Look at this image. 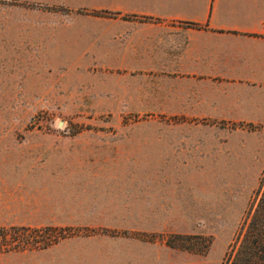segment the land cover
<instances>
[{"label":"rangeland","instance_id":"374dc122","mask_svg":"<svg viewBox=\"0 0 264 264\" xmlns=\"http://www.w3.org/2000/svg\"><path fill=\"white\" fill-rule=\"evenodd\" d=\"M115 11L0 0V225L66 234L0 264H221L258 196L261 125L118 108L114 69L76 60Z\"/></svg>","mask_w":264,"mask_h":264},{"label":"crops","instance_id":"0c3cea01","mask_svg":"<svg viewBox=\"0 0 264 264\" xmlns=\"http://www.w3.org/2000/svg\"><path fill=\"white\" fill-rule=\"evenodd\" d=\"M112 2L76 60L114 69L118 108L264 128V0Z\"/></svg>","mask_w":264,"mask_h":264},{"label":"trees","instance_id":"16d2710c","mask_svg":"<svg viewBox=\"0 0 264 264\" xmlns=\"http://www.w3.org/2000/svg\"><path fill=\"white\" fill-rule=\"evenodd\" d=\"M56 226L0 225V250L46 248L61 237ZM221 264H264V178L231 250Z\"/></svg>","mask_w":264,"mask_h":264}]
</instances>
